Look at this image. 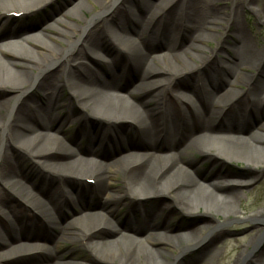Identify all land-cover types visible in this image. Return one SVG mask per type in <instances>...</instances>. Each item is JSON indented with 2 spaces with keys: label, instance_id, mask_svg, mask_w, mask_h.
<instances>
[{
  "label": "bare ground",
  "instance_id": "bare-ground-1",
  "mask_svg": "<svg viewBox=\"0 0 264 264\" xmlns=\"http://www.w3.org/2000/svg\"><path fill=\"white\" fill-rule=\"evenodd\" d=\"M46 1L0 0V16L6 22L10 11L26 12ZM84 2L98 10L87 12L81 20L65 12L77 24L54 21L63 29L52 28L59 47L49 46L51 59L3 51L2 46L17 41L0 44V87L16 92L0 100V264H56V260H39V251L51 250L29 242L39 238L51 241L52 247L60 240L88 239L86 246L96 256L95 262L103 264H264V234L260 240L257 233L251 235L247 245L255 250L242 263L243 251L234 252L236 246L222 253L221 247L213 246L214 235L204 231L194 237L179 235L178 227L169 225L163 216L167 207L154 202L145 205L151 199L165 198L170 208L180 212L199 205L212 213L231 210L236 189L247 181H227L216 172L208 189L182 165L181 158L190 149L205 151L197 144L201 140L210 144L208 151L224 160L264 165V134L244 133L242 127L255 119L258 129L264 130V112L259 108L264 57L241 44L230 51L229 58L206 59L196 41L206 40L204 29L215 28L219 20L194 0H72L71 6L86 11ZM176 35L181 36L179 42L172 41ZM102 60L108 62L100 75L97 66ZM194 60L203 65L199 86L174 88L173 77L189 68L194 71L196 66L189 64ZM250 66L261 67L262 79L249 82L244 71ZM118 67L120 72H114ZM132 81L133 87L128 88ZM242 83L246 89L238 91L237 84ZM62 89H69L77 112L65 108ZM32 95L39 102L29 105L26 99ZM231 111L232 120L228 119ZM84 115L105 124L101 129L86 128L80 120ZM119 120L131 123L132 138L111 129L109 125ZM70 123L76 124L86 141L79 151L74 148L76 135L64 134ZM179 123L197 126V133L190 130V137L184 139ZM88 151L95 157L88 156ZM25 155L35 162L30 169ZM117 174L119 188L109 190V180ZM67 177L92 183L85 192L71 191L63 188ZM48 178H56L57 185L53 187ZM83 193L98 200L101 212L91 210L93 205L87 203V211L61 223L59 216L65 214L62 209L68 200L79 199ZM119 203H130L123 212L125 218L129 216L125 220L117 215ZM110 216L116 217L115 237L94 240L98 233L108 231ZM248 218L264 219V209ZM138 229L147 235L137 237ZM160 242L176 244L175 253L160 248ZM102 245L114 246L111 259L101 258L98 249Z\"/></svg>",
  "mask_w": 264,
  "mask_h": 264
},
{
  "label": "rangeland",
  "instance_id": "rangeland-1",
  "mask_svg": "<svg viewBox=\"0 0 264 264\" xmlns=\"http://www.w3.org/2000/svg\"><path fill=\"white\" fill-rule=\"evenodd\" d=\"M71 1L72 0H47L42 6H37L26 12L10 11L9 13L7 12V15H10V17H8L6 22H4L3 17L0 16V44L5 45L8 42L10 43L17 41L15 43L2 46L3 51L10 54H21L24 56L27 55L38 60H43L44 58L51 59V50H49V46L59 47V42H57V40L54 38L57 33H55L52 28L55 27L57 29H63V25L56 24L54 21L62 20L68 24H77L78 21L73 19L74 16L81 20L84 16L89 15L87 12L93 13L98 10L96 5L93 7L89 2L83 3V7H85L86 11H83L79 8H72ZM194 3L197 5V7L204 9V12L216 15L219 20V23L215 28L207 27L204 29L206 40L201 39L196 41L197 44L204 50L203 56L206 57V59H211L216 62L220 61L219 58H229L228 55L230 51L234 49L235 46H239L241 44L242 46L247 45L250 49L255 50L257 57H264V0H194ZM194 3L192 4L194 5ZM15 8H17V6H15L14 9ZM171 8L169 10H175V8ZM68 10L73 17L70 18L69 16H65V12ZM46 26L51 27L45 28ZM31 35H33V37L30 41H19L21 38L30 37ZM73 36H75V34H73ZM174 40L179 42L181 40V36H174L172 41ZM186 41L187 39L185 40V43ZM36 43L38 44L37 46H35ZM110 58V56L106 57L107 60H110ZM108 61L102 60V63H99L101 65L98 64V74L103 75V64ZM189 64H191L193 67L196 66V68L194 71L192 68H189L176 74L173 77L174 82H176L174 88L187 90L186 88L189 87L194 89L197 87L196 84L199 86V78H202L201 70L203 65H201L198 60L190 61ZM113 70L114 72H120L121 69L118 67L117 69ZM196 71H198V73H196ZM244 74L250 78L249 82L262 79L263 77V71L259 66H250L246 68ZM119 75L123 77L125 76L122 73ZM242 84H237L236 89L238 91H243L246 89V85ZM219 86L222 88L224 85L222 82H220ZM127 87L132 88L133 81L131 83L129 82ZM15 93L16 92H13L9 89L0 87V100L5 99ZM60 96L62 100L66 99L64 106L67 110L68 108L71 109V111L74 110L75 112L79 110L74 100L71 98L69 89H62ZM249 98L253 101L255 97L250 95ZM260 98L259 108H261V111L264 112V90L263 93H261ZM34 102H39L35 95L27 97L26 103L33 105ZM232 111L230 112V115ZM84 116L85 118L80 120H82L81 122H83V125H85L86 128H90L91 130H96L97 128L101 129L102 126H104L103 124H105L99 118H88L86 115ZM228 119L232 120L234 118L231 115V117L229 116ZM130 124L131 123L129 121L126 122L119 120L113 122L109 126L113 130H118L120 132V136L127 135V139H130L132 138L131 135L133 134V132L131 133L133 129L128 130L131 127ZM257 125L258 122L255 119H251L250 122L248 121V123H244L242 125L244 130L243 132L247 133L251 130H255L261 134H264V130L258 129ZM177 127L180 130H184L182 133L184 139H188L190 137V130H195L197 133V126H194L193 124L191 127H188L182 123H179ZM64 131L66 136H70L72 134L76 135L73 136V138L75 139L74 148L77 151H79V149L85 145L86 141L85 138L82 137L81 131H76V124L70 123L65 125ZM59 136H62V134H59ZM175 138L178 137L176 136ZM132 140L134 141V139ZM123 144H125V142ZM197 144H199L198 146L202 145L201 147H203L205 151H203V149H198V151L192 149L187 150L181 158L182 165L188 169L193 177L204 183L208 189H211L212 187L211 184H208V182L215 180L216 172L221 173L227 181H247V184L243 185V187L236 189L237 197L233 201L231 210L228 211V213L224 211L212 213L205 210L203 205H199L190 212H180L177 209L169 207L170 203H168V199H158L155 197V200L151 199L149 202H145V205L154 202L157 207L161 205L167 207L165 210L163 209V216L166 220H168L169 225L178 227L177 233H179V235L189 233L190 236L194 237L201 231H204L205 234L214 235L215 240L213 242V246L221 247L222 253H226L236 246L237 248L234 250V252L242 250L243 255L240 262L246 263L252 258L251 255L255 250L253 246L247 245L251 235L257 233V239L260 240L264 234V219L257 221L248 218V215L264 209V165H248L246 160L243 159L227 161L216 156L214 153H212V151H208L210 147L207 145H210L209 143L199 140ZM137 151L139 152L140 149ZM15 152L17 151L15 150ZM10 153L14 156L11 151ZM80 153L83 154V151H80ZM89 155L91 157H95V155H92L91 151H88V156ZM30 159H27V156L24 158V160L27 161L26 165L28 166V169L31 168V164L35 163L33 162V157ZM33 169L36 168L33 167L32 171H34ZM31 174L34 176L35 173ZM72 178L73 177L65 178L63 181V188L70 189L71 191L80 189L85 192V190L89 189L87 188V184L92 183L90 179H83V183L75 181ZM48 179H50V181L52 180L50 184L53 185V187L57 185L56 178ZM109 181V190H116L119 188L120 182L118 174L115 177H112V179ZM0 190L3 191V188L1 189V185ZM81 195L82 196L80 197L78 196L79 199L73 196V198L68 200V204L62 209L65 211V214L59 216V221L61 223L65 220L76 217L83 211H87V209L84 210L87 203L93 205L91 210L101 212L97 199H94L96 201V205L94 206V200L89 194L83 193ZM8 199L11 202L14 201V198L10 197L9 195ZM128 204L130 205V203ZM128 204L125 206L124 204L121 205V203H119L116 206V208H119L117 215L121 216L120 220H125L129 217L128 216L125 218L126 216L124 214L128 209ZM136 215L137 218H140L139 214ZM116 225V217L110 216V225L106 227L108 231L101 234L98 233L93 237V239L111 240L116 235ZM147 233L141 229H138V232H135V235L137 237L139 236L144 238ZM87 240H83L81 238L75 242L60 240L55 247H52L51 241H47L42 238L30 239L29 242H32V244H36L40 247L48 246L51 249L49 250L50 253L47 251L38 252L39 260H41L42 263H48L56 260V264H103L95 262L94 259L96 256H94L92 254L93 252L86 246ZM175 245L176 244L160 242L159 247L171 254L175 253ZM112 250H114V246L112 245H102L98 249L101 258L105 257L108 259L112 258ZM231 257L232 259L235 258V253H232Z\"/></svg>",
  "mask_w": 264,
  "mask_h": 264
}]
</instances>
